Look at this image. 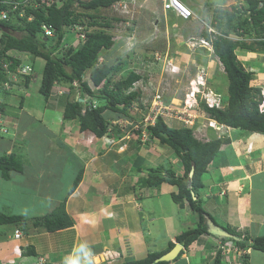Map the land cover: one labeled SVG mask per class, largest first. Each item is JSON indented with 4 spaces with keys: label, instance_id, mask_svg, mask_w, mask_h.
Masks as SVG:
<instances>
[{
    "label": "crops",
    "instance_id": "crops-1",
    "mask_svg": "<svg viewBox=\"0 0 264 264\" xmlns=\"http://www.w3.org/2000/svg\"><path fill=\"white\" fill-rule=\"evenodd\" d=\"M231 1L234 0L218 1L211 7L225 8ZM205 7L204 2L201 8ZM53 92L45 102L49 108H44L45 113L40 116L42 121H19V118L11 121L8 115L5 118L0 115V121L11 131V135L6 134V139L0 140V156L32 148L39 141L57 150L58 145L66 149L65 153H46V156H54L53 162L41 159V154L20 151L16 158L22 165L21 170L11 171L5 180H10L14 174H26L27 184L19 189L18 196L22 199L0 201V211L23 215L30 220L50 213L64 200L72 225L56 231L28 227L27 233L16 227L22 232L18 239L13 237L15 227L13 230L0 228V264H29L40 256L47 264H122L143 259L148 253L164 251L168 241L175 245L179 232L196 225L197 214L187 203L174 202L172 194L178 191L175 184L163 181L149 186L146 178L149 171L157 167L182 176L184 169L179 158L155 138L134 140L127 136L130 130L118 138L114 132H120L117 126L112 128L108 139L114 140L113 145L104 144L88 130H80L77 120L61 118L63 107L56 103L64 97L59 100V94L53 104L50 100L55 96ZM19 98L22 101L20 109L24 95ZM103 114L110 121L123 122L119 121L121 117L117 113L106 115L105 110ZM124 118L136 121L132 117ZM123 123L131 129L128 122ZM201 127L206 139H227L201 176L202 186L197 190L201 207L220 227L228 226L249 237L264 236V133L223 125L218 135L206 123ZM195 128L196 124L194 135ZM28 131L31 132L28 134ZM120 139L126 140L127 146H116ZM78 171L82 172L81 180L69 194ZM0 178H3L1 174ZM43 187L44 193L39 190ZM60 188L64 194H59ZM22 208L25 213L20 210ZM220 245L218 237L201 234L188 249L164 264H213ZM16 246H24L25 251L19 254ZM27 250H31V254ZM107 250H117L118 258L106 263ZM248 251V264H264L263 251L251 248ZM227 262V257H221V264H229Z\"/></svg>",
    "mask_w": 264,
    "mask_h": 264
},
{
    "label": "trees",
    "instance_id": "trees-1",
    "mask_svg": "<svg viewBox=\"0 0 264 264\" xmlns=\"http://www.w3.org/2000/svg\"><path fill=\"white\" fill-rule=\"evenodd\" d=\"M117 0H61L60 4L54 2L45 4L37 0L39 5H32L27 0H0V12L6 11V18H0V113L3 116L9 107L5 96L9 94L3 88L5 82H9L7 73L2 63L11 61L7 69L14 71L20 63L18 58L9 54L12 50L30 52L44 60L38 93L47 101L54 86L60 88L62 93L58 101L63 107L61 118L63 120L75 119L80 130H90L95 136L101 137L107 133L110 121L103 112L109 110L117 114H125V109L134 99H138L139 92L129 90L140 79L135 71H129L125 76L113 79L114 75L122 68V63L116 64L110 60L114 44L111 34L104 29L89 30L88 25L95 26L96 15L102 8H109ZM246 5L239 9L214 8L213 26L216 33L203 31L201 36L211 41L212 53L218 58L227 77L226 96L222 101V108L207 107L201 100V109L208 118L219 124L232 128H239L249 132L264 133V98L262 86L253 85L252 73L244 68L235 53L236 48L257 50L264 53V0H245ZM86 15L89 20L85 19ZM31 19L28 20V18ZM96 20V21H95ZM41 24H48L53 28V36H41ZM97 24V23H96ZM99 24V22H98ZM77 25L86 26L83 31L84 39L76 46L68 45L59 56L54 52L60 48L62 40H65L67 27L74 28ZM101 27H110L108 21H104ZM215 30V31H216ZM253 31L254 37L250 43L244 40H235L228 37L230 33L236 36H244ZM20 33V36L13 35ZM65 37V38H64ZM101 61L98 62V58ZM32 79L30 75H24L21 81L28 86ZM78 86V95H72V84ZM65 85H67L66 88ZM65 87V88H64ZM87 97L102 99L92 106L80 101ZM60 100V99H59ZM165 102V101H164ZM263 103V105H262ZM22 105L19 100L17 106ZM140 131V129L138 130ZM145 131L149 138H155L159 143L168 146L179 158L184 172L177 176L172 171L163 167L153 168L149 171L146 183L149 186L159 185L166 181L178 187L177 193L172 194V199L178 204L187 203L189 208L197 214L198 221L195 226L179 232L175 236L176 242L187 249L201 234L208 233L205 218H211L205 212L197 198V190L202 186L201 176L206 171L207 165L218 152L224 138H211L200 141L187 126L170 127L164 121V117L156 115L153 124L145 125ZM140 135V133H139ZM193 165V174L188 187V172ZM21 163L16 155L10 153L0 156V174L4 179L9 178L11 171H20ZM164 172V173H161ZM82 172L78 171L68 190L70 194L79 181ZM28 224L33 228H41L45 231H56L70 227L72 220L65 210V202L61 201L50 213L35 216L28 220L23 215L7 214L0 211V225H18L24 233H27ZM222 229L234 234L236 240L223 238L224 242L233 241L241 248H251L264 252V236L249 237L224 226ZM174 243L168 241L164 251L148 253L139 260H128L122 264H164L154 262V259L170 250ZM31 254V250H27ZM215 255L213 264H221L220 251ZM182 253L177 255V257ZM243 264H248L246 260Z\"/></svg>",
    "mask_w": 264,
    "mask_h": 264
},
{
    "label": "rangeland",
    "instance_id": "rangeland-1",
    "mask_svg": "<svg viewBox=\"0 0 264 264\" xmlns=\"http://www.w3.org/2000/svg\"><path fill=\"white\" fill-rule=\"evenodd\" d=\"M180 1L191 9V18L184 20L180 19L173 12H162L160 0H144L143 3L142 0H119L121 7L117 11L110 6L109 8L100 9L97 13L91 12V15L97 14V22H94L95 26L88 25V29L91 31L104 29L111 34L114 44L109 50L112 52L110 60L116 64L122 63V68L114 75L113 79L116 80L119 77H123L129 71H135L140 75V79L129 89L139 92V98L132 101L125 109V114H118L121 117L119 121L126 122L127 120L124 118L126 116L129 118L132 117V119L135 118L136 121H134V119L133 121H129L132 125V127H130L131 129L125 127L126 125L123 126L124 123L121 122L117 127L120 132L114 130V132H117L118 138L127 130H130L127 136L135 140L141 136L139 135L140 131L137 130V128L140 129V127L146 132L144 129L145 126H141L142 114L146 111L144 109L145 106H149L154 93L159 91L163 94V101L168 103L167 105H169L171 109L173 108L180 111L175 113L170 110L172 111L170 113H172L173 116H177V118L180 116L187 120V122H184L182 120H177V118L164 116V121L167 125L170 127L187 126L193 130V126L196 124L195 135L198 139L200 141L209 140L205 138L202 130L204 128L201 127L205 123L206 125L208 124L207 114L201 109L200 104L198 105L199 101L202 99L200 97L197 98V105L194 109H186V104L184 102V100H186L185 95L187 92L191 91V85L195 84V76L199 74L204 82L203 85H200L201 89L212 90L219 93L224 98L227 93V77L221 63L212 52L208 51L205 47L202 48L196 45L195 48H191L189 42L190 40L197 41L200 39L203 31L207 30L211 33L217 32L216 28L213 26L214 8L213 6L211 7V4H217L218 1L221 2L222 0ZM204 2L206 3V7L202 9L201 4H204ZM245 5V0H234L225 8L229 10L231 8L239 9L240 6ZM85 19L87 21L89 20L87 16ZM104 21H108L110 27H101ZM65 29H67L66 31H68V34L66 38L64 37L65 40H62L60 48L54 52L55 56L62 54L64 50L68 48V45L76 46L82 41L75 27L72 29L71 27H67ZM13 35L20 36L21 34L13 32ZM228 37L250 43L253 40L254 34L253 31H249L244 36H236V34L232 32ZM10 53L22 57L25 64H30L32 66L34 80L29 84L27 89L22 86L16 87V85L10 89L11 91L9 94L5 96V101L8 103L9 107L5 110L3 118L8 115L11 121L16 118H19V121H42L40 116L45 113L44 108L48 106L43 96L38 93L37 86L39 85L44 60L40 57L32 56L26 58L23 53L18 51H12ZM235 53L244 68L252 73L253 79L251 84L261 85L264 89V53L259 50L252 52L243 48H236ZM65 87L69 88L67 85H65ZM59 89L60 88L57 87L52 89L55 95L53 99H50L52 103L59 95ZM193 89L195 90V88ZM71 91L72 96L75 98L78 92L76 83L72 84ZM22 95H24V102L22 108L19 109L17 104L20 100L19 97ZM190 96H192V93L188 94V97ZM84 98L87 99V97ZM98 99L92 98V100L96 102L102 100ZM187 102H190V99L187 100ZM54 103H56V100ZM161 111L170 114L167 110ZM108 112L110 111L106 110V115H108ZM190 120L193 121V124H191ZM122 127L123 130L120 129ZM30 132L31 131H28V134ZM6 134L11 135V131L8 129L7 133L1 134L0 140L6 139ZM147 137L145 141H149V135ZM108 143V146H111L114 140L112 139V141H108ZM122 144L126 145V140L123 141L120 139L115 145L121 146ZM17 150H19V147H17ZM20 151H23L25 154L30 153V155L32 153H38L41 154V159L43 158L45 161L53 162L55 159L54 156H46V153L54 154L58 151L60 153H65L66 149L58 145L57 150L45 141H39L38 143H34V147L29 149L23 148ZM20 151H15L16 156ZM70 175L72 177V174ZM27 181L28 177L26 174H14L12 178L7 181L0 178V201L4 202L7 199L14 200L15 197H20L18 196L20 193L19 189L24 188ZM63 183L64 182L61 184ZM27 190L30 189L28 188ZM39 190L43 193L46 192L44 187ZM58 192L59 194H64L63 188H60ZM23 193L25 194V190ZM170 209L173 211L174 208L171 207ZM20 210L24 212V208ZM7 214H9V212ZM192 220L195 219L193 218ZM14 227L16 228L19 226L0 225L2 229L8 228L13 230ZM28 227H30V224H28ZM30 230H32V228H30ZM24 248L23 246V250ZM18 249L21 250L22 247L16 246L15 250L17 251Z\"/></svg>",
    "mask_w": 264,
    "mask_h": 264
},
{
    "label": "built area",
    "instance_id": "built-area-1",
    "mask_svg": "<svg viewBox=\"0 0 264 264\" xmlns=\"http://www.w3.org/2000/svg\"><path fill=\"white\" fill-rule=\"evenodd\" d=\"M46 4H48L49 2H52L53 0H44ZM121 4L120 2H117L114 4L115 9L120 8ZM161 8L163 11H169V12H173L175 13V15H177L178 17L184 18V19H188L192 17V11L190 8H188L186 5H184L180 0H161ZM7 14L5 11L0 12V18H6ZM42 27H44V32L46 35H51L52 31L50 30L49 26L47 25H43ZM78 29H82L81 26H78ZM81 37H83V35L81 34ZM196 46L199 47H205L208 51H212V46H211V41L205 39L204 37H201L200 39H198L197 41L195 40H190L189 42V46L191 48H195ZM9 54L11 56H13L14 58H18L19 61H21L14 69V71H9L7 69L8 64L11 63V61L9 62H4L2 63V67L5 69L6 73H7V77L9 79V81L16 82L17 80H19V77H23L24 75H28L32 72V67L30 64H23L22 62V57L20 56H16L12 53L9 52ZM26 56V55H25ZM28 57V56H26ZM101 57L98 58V62L101 61ZM203 79L201 77V75L197 74L195 77V84L191 85V91L187 92V94L185 95L186 100H184L185 102V108L186 109H194L197 105V98L200 97L205 104L208 107H216V108H222L224 106L225 103H223L222 101V97L219 93H216L212 90H205V89H201L200 85H203ZM75 84V83H73ZM3 88L5 90H9L12 87V84H10L8 81L5 82L3 84ZM195 88V90L193 89ZM193 90V92H192ZM59 94L62 93V90L58 91ZM192 93V96L188 97V94ZM200 94V95H199ZM262 95L264 98V89L262 90ZM163 94L159 91H157L156 93H154L153 95V99L151 100V102L149 103V106H145V112L142 114V121H141V125L145 126L147 124H153L156 115H161V116H169L172 118H177V116H173L172 111L176 112H180L177 111L175 109H171V107L169 105H167V103H165L162 99ZM190 99V102H187V100ZM263 105V103H262ZM161 110H167L170 114L165 113L164 111ZM172 110V111H170ZM166 114V115H165ZM188 116H191L190 114H187ZM177 120H182L184 122H187L186 119H183L182 117L179 116V118H177ZM191 121V124H193V121ZM126 122L129 123V121L127 120ZM117 124V126H119V122L118 121H111V123L108 125V129L107 132L110 133V131L112 130V126ZM130 126H132L129 123ZM208 126L213 128L215 130V132L218 133V135H221V125L217 124L214 121L208 120ZM123 128V127H122ZM139 129V128H137ZM0 132H6V127L5 125H3L2 121H0ZM141 132V138L143 141L147 140V136L148 134L146 132H144L143 130L140 131ZM109 138H105V142L107 144ZM111 142V141H110ZM22 233L21 231L15 229L14 233H13V237L15 239H18L19 237H21ZM232 244V243H231ZM220 249H221V255H222V259L223 256L227 257L229 262V264L235 263V264H243L244 261V254L245 252H247V250H242L239 249L238 247H236L234 244L232 246H225V245H220ZM18 252H20L21 250L18 249ZM118 256V252L114 251V250H107L106 252V263H109L110 261L114 260L115 257ZM46 261L43 257H38L36 259L35 262L30 263V264H45ZM51 264H58L56 262L51 263Z\"/></svg>",
    "mask_w": 264,
    "mask_h": 264
},
{
    "label": "clouds",
    "instance_id": "clouds-1",
    "mask_svg": "<svg viewBox=\"0 0 264 264\" xmlns=\"http://www.w3.org/2000/svg\"><path fill=\"white\" fill-rule=\"evenodd\" d=\"M28 2H30V4H32V5H39V3L37 2V0H27ZM41 2H44L45 3V1L44 0H40ZM60 1L61 0H53L52 2H54V3H56V4H60ZM52 2H49V3H52ZM117 2H119V0H117V1H115L114 3H112L111 4V7H113V9L114 10H119V8L118 9H115V7H114V4L115 3H117ZM48 3V4H49ZM46 4V3H45ZM121 4V3H120ZM121 7V6H120ZM162 9V8H161ZM163 11V10H162ZM1 12H3V11H1ZM6 12V11H5ZM165 13L166 12H169V11H164ZM6 14H7V12H6ZM181 18V17H180ZM29 19H31V17H29L28 18V20ZM182 19H184V18H182ZM189 19V18H188ZM44 24H41V33L42 34H40L41 36L43 35V36H48V37H52L53 36V28L50 26V25H48V24H45V25H47V26H49V28H50V30L52 31V33H51V35H46L45 34V32H44V27H42ZM78 26H81V25H77V26H75V28H76V30H78V32H79V37H80V40H83L84 39V35H83V31L86 29V26H81L82 27V29H78ZM81 34L83 35V37H81ZM12 51H17V50H12ZM18 52H21V53H23V55L25 56H28V57H26V58H29L30 56H32V57H36V56H34L33 54H31L30 52H25V51H18ZM210 52H212V51H210ZM21 62V61H20ZM22 62H23V64H25L24 63V60H22ZM32 67V66H31ZM15 69V68H14ZM32 73H33V69H32V72L30 73V74H28V75H30V76H32V78H33V75H32ZM196 77V76H195ZM23 80V77H19V80H17L16 82H13L12 83V87L13 86H15L16 85V87H20V85L22 86V87H27V86H24V84L21 82ZM30 84V83H29ZM29 84H28V86H29ZM11 87V88H12ZM15 87V88H16ZM10 88V89H11ZM14 88V89H15ZM6 90V91H8V92H10L11 90ZM157 92V91H156ZM78 93V92H77ZM78 95V94H77ZM222 97V96H221ZM82 99V98H81ZM85 100L83 101L84 103L86 102V105H89L90 103H92V106L93 105H95L97 102L96 101H93V100H91V102H89L88 100H86V98H84ZM83 100V99H82ZM81 100V101H82ZM97 100V99H96ZM203 101V100H202ZM99 102V101H98ZM204 102V101H203ZM166 103V102H165ZM205 103V102H204ZM168 104V103H167ZM207 106V105H206ZM208 107V106H207ZM0 115H1V113H0ZM208 120H211V121H214V120H212V119H210V118H207ZM109 122V124L111 123V121H108ZM214 122H216V121H214ZM217 123V122H216ZM108 124V125H109ZM217 124H219V123H217ZM3 125H4V123H3ZM219 125H221V126H223V124H219ZM115 126H117V124H115V125H113L112 126V128L113 127H115ZM142 126V125H141ZM207 126H208V124H207ZM6 127V126H5ZM118 127V126H117ZM130 127H132V126H130ZM209 127V126H208ZM211 128V127H210ZM144 129H145V127H144ZM192 129V128H191ZM213 129V128H212ZM137 130H139V129H137ZM142 129H141V127H140V131H141ZM7 131H8V129H7V127H6V132H0V134H3V133H7ZM88 132H90V133H92L93 135H94V133L93 132H91L90 130H88ZM192 132H193V130H192ZM147 133V132H146ZM109 135H110V133H106L105 135H103V136H101V137H98V138H100V139H102L103 140V143L105 144L106 142H105V138H109ZM140 135H141V132H140ZM193 135H194V133H193ZM95 136V135H94ZM195 136V135H194ZM97 137V136H96ZM141 137V136H140ZM198 139V138H197ZM107 144V143H106ZM188 184H189V180H188ZM190 187V186H189ZM222 228V227H221ZM17 230H19V229H17ZM20 231V230H19ZM226 231V230H225ZM207 232H208V230H207ZM14 233V232H13ZM22 233V232H21ZM205 234V233H204ZM206 234H208V233H206ZM210 234V233H209ZM232 234V233H231ZM242 234V233H241ZM234 235V234H233ZM235 236V235H234ZM215 237H217V236H215ZM224 237H222V238H219L218 237V239L220 240V242L222 243V245H225V246H228L227 244H229V243H232V244H234L236 247H238L239 249H242V250H247V252H245V254H244V260H248V249H250L249 247L248 248H241L240 246H238L237 244H235L233 241H226V242H224L223 240H221V239H223ZM236 236H235V239H233V240H236ZM230 239H232V238H230ZM178 243V242H177ZM180 244V243H179ZM181 246H182V244H180ZM22 247V246H21ZM183 249H185L183 246H182V248H181V250L180 251H182ZM218 250L220 251V254H221V249H220V247L218 248ZM25 251V249L23 250V247H22V249H21V251L20 252H18L19 254H21V253H23V252ZM114 251H116V252H118L117 250H114ZM217 251V250H216ZM180 253V252H179ZM119 255V254H118ZM221 257H222V255H221ZM116 258H118V256L117 257H115V259ZM36 260H34L33 262H35ZM33 262H31V263H33ZM51 263H54V262H51ZM51 263H48V264H51ZM57 263V262H56ZM30 264V263H29ZM45 264H47V263H45Z\"/></svg>",
    "mask_w": 264,
    "mask_h": 264
},
{
    "label": "water",
    "instance_id": "water-1",
    "mask_svg": "<svg viewBox=\"0 0 264 264\" xmlns=\"http://www.w3.org/2000/svg\"><path fill=\"white\" fill-rule=\"evenodd\" d=\"M79 100L81 101L82 99L80 98ZM192 174H193V165H191L190 170L188 172L189 182L191 180ZM189 186H190V183H189ZM206 225H207L208 233H210L214 236H217L219 238L224 237V238L235 239V236L233 234L225 231L220 226L213 223L210 218H207ZM181 248H182V246L179 243H175V245L169 251L160 255L158 258H156L155 262H159V261L164 262V261H170V260L174 259L179 254Z\"/></svg>",
    "mask_w": 264,
    "mask_h": 264
},
{
    "label": "bare ground",
    "instance_id": "bare-ground-1",
    "mask_svg": "<svg viewBox=\"0 0 264 264\" xmlns=\"http://www.w3.org/2000/svg\"><path fill=\"white\" fill-rule=\"evenodd\" d=\"M99 258V257H98ZM98 262V261H97Z\"/></svg>",
    "mask_w": 264,
    "mask_h": 264
}]
</instances>
